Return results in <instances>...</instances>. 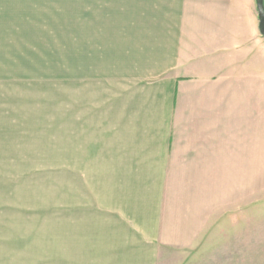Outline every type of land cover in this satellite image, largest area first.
<instances>
[{
  "label": "crops",
  "instance_id": "0c3cea01",
  "mask_svg": "<svg viewBox=\"0 0 264 264\" xmlns=\"http://www.w3.org/2000/svg\"><path fill=\"white\" fill-rule=\"evenodd\" d=\"M1 1L0 132L50 130L57 84L10 75L33 22ZM105 3L96 72L65 82L64 217L43 226L26 188L1 190L0 264H42L44 242L50 264H161L217 225L219 196L244 194L264 159L256 0Z\"/></svg>",
  "mask_w": 264,
  "mask_h": 264
},
{
  "label": "rangeland",
  "instance_id": "374dc122",
  "mask_svg": "<svg viewBox=\"0 0 264 264\" xmlns=\"http://www.w3.org/2000/svg\"><path fill=\"white\" fill-rule=\"evenodd\" d=\"M12 2L17 10L27 14L28 22H33V30L27 28L23 36L25 45L9 46L12 48L9 57L19 64L15 66L9 59L10 75L19 72L27 81L56 83L58 115L52 116L57 120L51 125L49 122L45 124L52 127L50 130H27L24 135L12 127L4 134L0 132V192H9L13 198L19 196L15 193L20 189L26 188V208L34 197L42 207L43 226H47L45 222L51 218L64 217L69 170L66 161L65 82L71 79L69 77L81 78L96 72L93 59L97 57L95 50L101 44L98 10L104 11L108 3L105 0ZM2 7L0 0V10ZM40 101L45 104L43 98H35L33 103ZM7 143L10 146H6ZM18 143L21 147L15 148L13 145ZM260 150L264 157V146ZM245 181L244 194L219 196L215 227L201 228L199 242L192 244L190 249L165 253L161 264H264V159L260 163L251 161L249 179ZM52 198L58 200L57 203L54 199L58 216H54ZM48 247V242H44L42 264H50Z\"/></svg>",
  "mask_w": 264,
  "mask_h": 264
},
{
  "label": "water",
  "instance_id": "95a60500",
  "mask_svg": "<svg viewBox=\"0 0 264 264\" xmlns=\"http://www.w3.org/2000/svg\"><path fill=\"white\" fill-rule=\"evenodd\" d=\"M258 19H259V33L264 39V0H256Z\"/></svg>",
  "mask_w": 264,
  "mask_h": 264
}]
</instances>
